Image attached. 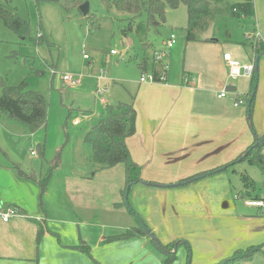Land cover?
Here are the masks:
<instances>
[{
    "label": "rangeland",
    "instance_id": "obj_1",
    "mask_svg": "<svg viewBox=\"0 0 264 264\" xmlns=\"http://www.w3.org/2000/svg\"><path fill=\"white\" fill-rule=\"evenodd\" d=\"M84 1L90 3V12L100 17V26H93L89 16L81 11L66 10L57 0H0L1 4L17 10L30 23V35L24 38L8 28L0 18V75L8 84H18L27 79L28 87L41 91L48 100L46 126L32 132L26 125L1 116L0 129L6 141L22 157L25 166L39 170L43 162L45 173L50 168L54 171L57 166L56 169H61L66 174L83 172L89 176L86 179L89 186L87 194L90 202L97 207L98 234L102 232L106 236H117L140 223L148 224L146 214L142 210L138 211L133 202V188L136 184L130 189L128 202L126 195L122 194L126 188L125 183L121 185L122 188L119 187V183L126 180L125 164L100 168L93 161L91 145L85 141L86 132L106 114L108 105L119 101H134L143 72L140 64L146 61L149 72H152L156 51L165 50L163 60L168 64L169 77L183 78L189 72L194 74L193 70L200 65L199 59L206 53V46L200 41L187 39L188 9L184 3L177 8L167 7L166 22L156 24L155 21L151 25L147 37L150 44L144 47L136 29H128L132 14L117 9L107 11L100 0ZM242 1L244 0H229L230 4ZM254 2V18L219 14L208 30L201 33V37L218 39L228 46L239 45V49L251 54V62L248 64L256 66L257 52L253 43L256 40L264 41V0H259V10L257 0ZM139 19H145V16ZM172 33L176 36V43L172 48L164 49V42ZM41 34H45L47 40L37 43L35 39ZM112 50L117 53H111ZM85 53L88 57L84 56ZM239 61L245 63L242 59ZM262 66L264 67V53L258 59V69ZM64 73L79 76L80 83H63L61 75ZM236 79L238 92L247 99L252 87V76H240ZM97 87L109 88L106 103L97 97ZM1 92L0 87V94ZM243 107L248 109L247 102ZM77 119L79 124L75 123ZM263 122L264 73L262 76L258 72L250 121L253 140L255 133H264V129H258V124ZM10 146L7 150L13 153ZM42 147L45 150L44 159L41 158ZM248 147L238 156L235 155L234 159H230V162L245 157ZM32 149L38 154L34 155ZM6 153L8 152L0 145V157L4 158ZM215 169L217 168L197 173L205 174L203 178L206 180L220 182L218 188L208 193L213 211L207 213L210 215L207 218V231L195 228L196 223L205 222L200 213H176L178 217L189 215L188 222H192V225L176 227L168 220L161 223V232L183 235L172 239L176 245L174 249L177 250V258L172 264H216L237 250L247 249L249 246H262L263 250L253 259L243 261L244 264H264V228L258 226L252 229L251 233L255 237L249 243L235 245L231 240L233 230H227V226L222 224L223 217L231 218L233 215L223 212L220 207L223 203L217 205L216 201L217 195L221 197V194L233 201L235 210L242 215L238 217L240 220L263 217L246 203L249 191L244 186L242 174L255 180L256 188L251 190L253 195L264 198V171L259 165L248 161H238L222 171ZM222 180L224 182L221 184ZM79 189L86 192L84 187ZM120 189L123 190L119 191ZM119 194L121 197L117 199ZM228 221L231 222L232 219ZM148 226L150 227L149 224ZM192 232L195 241L191 240ZM154 235L159 240V234ZM147 239V249H152L155 253L148 259H157L159 264H166L163 252L151 237Z\"/></svg>",
    "mask_w": 264,
    "mask_h": 264
},
{
    "label": "crops",
    "instance_id": "obj_2",
    "mask_svg": "<svg viewBox=\"0 0 264 264\" xmlns=\"http://www.w3.org/2000/svg\"><path fill=\"white\" fill-rule=\"evenodd\" d=\"M198 41L205 44L206 53L199 59L194 74L189 72L183 78L167 74L164 81H140L134 98L136 133L127 143L134 160L142 165L146 182L133 188V202L138 211L146 214L150 228L159 234L162 243L183 235L161 232V223L168 220L176 227L192 225L188 222L192 213H200L205 219L196 223L195 228L207 231V213L213 211L208 193L218 188L220 182L206 180L205 174L197 173L224 166L254 141L251 118L243 107L246 100L245 104L234 105L232 97L242 95L235 84L238 79L232 78L224 58V53L230 52L234 58L250 63L251 54L237 44L228 46L218 39L203 36ZM157 69L159 65L154 62L153 71ZM145 71H149L147 64ZM255 71L263 76L264 67ZM227 87L233 89L228 90L226 97H220L219 93ZM263 124H258L259 131L264 129ZM0 145L8 152L0 157V202L4 208L16 209L7 221L0 216V264H159L157 259H148L155 253L147 249V236L112 240V236L98 234L97 207L87 194L89 176L83 172L66 174L56 166L47 186L42 188L39 176L45 174L44 163L39 170L25 166L1 129ZM9 146L13 153L7 150ZM124 183L126 180L119 187ZM80 187L86 192L80 191ZM221 195H217V205L223 203V212L233 215L223 217L222 223L227 230H233L231 240L235 245L249 243L255 237L251 230L264 228V208L251 206L263 217L240 220L242 215L235 210L233 201ZM184 212L189 215L176 216ZM40 225L45 231L38 240ZM190 235L195 241L194 233Z\"/></svg>",
    "mask_w": 264,
    "mask_h": 264
},
{
    "label": "trees",
    "instance_id": "obj_3",
    "mask_svg": "<svg viewBox=\"0 0 264 264\" xmlns=\"http://www.w3.org/2000/svg\"><path fill=\"white\" fill-rule=\"evenodd\" d=\"M8 1V0H7ZM68 11H80V5L84 0H57ZM107 11L117 9L122 12L132 14L128 29H136L142 46L146 47L148 43V30L155 21L166 22L167 7L177 8L184 3L188 9L187 39L189 41H198L201 33L208 30L219 14L231 17H255L256 8L254 0H244L235 4H230L229 0H100ZM93 26H100V17L96 13L89 12L87 15ZM145 16V19H139ZM0 18L5 25L15 31L19 36L27 38L30 35V23L22 17L17 10L9 5L0 3ZM139 20V21H136ZM138 22V23H137ZM47 40L45 34L39 35L35 41L42 43ZM253 45L257 56L264 53V41L256 40ZM263 51V52H262ZM262 52V53H261ZM146 61L140 64L142 71L146 70ZM157 74V73H156ZM258 73L253 75L252 88L246 100L248 104L249 117L253 113V107L256 96V84ZM0 113L10 119L26 125L32 132L46 126L48 115V100L41 91L33 90L28 87L27 79L18 84H8L3 76L0 75ZM137 109L133 102L119 101L116 104L108 105L107 112L96 123H94L86 132L85 141L93 149V161L100 168H108L124 163L126 169V188L123 195H126L128 186L146 182L142 176V165L136 162L132 156L127 139L136 133ZM41 158H45L44 147ZM44 150V151H43ZM238 161H248L250 164L259 165L264 171V133L255 134L254 141L249 145L247 155L236 161L225 164L215 169L224 170L233 166ZM52 168L48 172L39 176L42 188H45L51 177ZM244 186L248 189L249 196L253 198H262L258 195H251V190L256 188L254 179L242 174ZM189 178L184 179V181ZM182 181V182H184ZM130 187V189H131ZM264 199V198H263ZM138 215V212H133ZM140 221V219H139ZM43 226H39L38 240L44 233ZM154 231L146 223H140L138 226L128 228L125 232L112 236L110 239H122L132 237L147 236L153 239L158 249L163 252L166 264H172L177 258L175 242L162 243L154 235ZM262 247V246H261ZM259 246H249L247 249L237 250L234 254L221 260L216 264H239L243 261L251 260L263 249ZM81 248H85L81 246Z\"/></svg>",
    "mask_w": 264,
    "mask_h": 264
},
{
    "label": "built area",
    "instance_id": "obj_4",
    "mask_svg": "<svg viewBox=\"0 0 264 264\" xmlns=\"http://www.w3.org/2000/svg\"><path fill=\"white\" fill-rule=\"evenodd\" d=\"M176 43V36L174 33H172L164 42L165 48L164 49H170L174 46ZM113 54H116V50L111 51ZM165 55V50H159L156 51V57H155V63L159 64V69L149 72V71H143L140 81L141 82H156V81H164L167 79L168 74V64L164 62L163 57ZM85 57H88V54H84ZM224 58L228 61L230 65V75L232 78H238L242 75L246 76H252L255 72V66L248 63H241L239 59H236L232 56L230 52L224 53ZM157 73V74H156ZM61 80L65 84L70 85H77L80 83L81 78L79 76H76L74 74H68L64 73L61 75ZM109 92L108 87H97L96 89V95L97 97L103 102H107L106 94ZM230 92L225 88L220 93V97H226ZM234 101V105L239 106L242 104H245V99L242 97L235 98L232 97ZM80 121L77 119L75 120V123L78 124ZM32 153L34 155H37V151L35 149L32 150ZM247 205L249 206H255V207H261L264 208V199L263 198H253L250 197L246 200ZM16 213V209L13 207L4 208L2 203L0 202V216L3 220L7 221L10 219L12 215Z\"/></svg>",
    "mask_w": 264,
    "mask_h": 264
},
{
    "label": "water",
    "instance_id": "obj_5",
    "mask_svg": "<svg viewBox=\"0 0 264 264\" xmlns=\"http://www.w3.org/2000/svg\"><path fill=\"white\" fill-rule=\"evenodd\" d=\"M80 11L85 14L88 15L90 12V3L88 1H84L81 5H80ZM156 24H160V21H157ZM261 54L257 56V63H256V70L258 69V59L260 58ZM227 90H232V87H227ZM155 185H160L163 186L162 184H155ZM130 187L131 185L128 186L127 192H126V200L128 202V198H129V193H130Z\"/></svg>",
    "mask_w": 264,
    "mask_h": 264
}]
</instances>
